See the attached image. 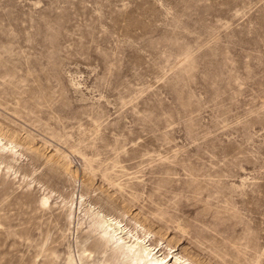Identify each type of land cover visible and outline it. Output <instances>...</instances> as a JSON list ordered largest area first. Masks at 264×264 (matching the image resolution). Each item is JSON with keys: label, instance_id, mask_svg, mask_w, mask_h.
I'll use <instances>...</instances> for the list:
<instances>
[{"label": "rangeland", "instance_id": "obj_1", "mask_svg": "<svg viewBox=\"0 0 264 264\" xmlns=\"http://www.w3.org/2000/svg\"><path fill=\"white\" fill-rule=\"evenodd\" d=\"M0 135V264L77 258L88 205L264 264V0H0Z\"/></svg>", "mask_w": 264, "mask_h": 264}, {"label": "bare ground", "instance_id": "obj_2", "mask_svg": "<svg viewBox=\"0 0 264 264\" xmlns=\"http://www.w3.org/2000/svg\"><path fill=\"white\" fill-rule=\"evenodd\" d=\"M11 137H0V165L4 163L5 168L8 170L11 166L9 162L5 163L4 154L11 153L15 155L16 148L20 145L17 141L12 140ZM64 157L67 156L64 155ZM49 198L50 196L47 194L42 196L40 200L41 207L49 204ZM79 199V204L81 205L82 195H80ZM74 202L73 197L66 202L69 204V213L67 215L69 224L73 222L72 207ZM109 210L114 211L117 209ZM127 212L128 209H120L119 216L124 217ZM84 216L88 220L87 237L81 241L80 252L79 249L76 250L77 258L74 251L69 250L67 252L65 264H77L78 261L83 264L82 260L87 261L92 258V262L87 264H200L195 259L173 254L169 245H165L167 249V252H165L161 246L162 243L148 244L151 238L150 233L144 231L143 227L138 226L135 222V228H128L126 224H121V220L113 215L102 213L91 205H88L83 210ZM81 220L82 217L77 219V226H81ZM138 227L142 231V236L137 234ZM90 237L93 240L89 242ZM93 253L98 254L97 258L94 259ZM53 263L54 261L49 260L43 264Z\"/></svg>", "mask_w": 264, "mask_h": 264}]
</instances>
